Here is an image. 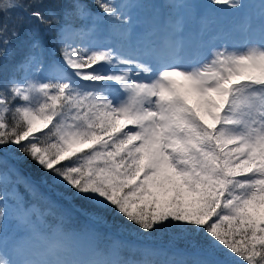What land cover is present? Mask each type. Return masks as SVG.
<instances>
[{"label":"snow or ice","instance_id":"6c2138e0","mask_svg":"<svg viewBox=\"0 0 264 264\" xmlns=\"http://www.w3.org/2000/svg\"><path fill=\"white\" fill-rule=\"evenodd\" d=\"M167 5L201 12L195 0ZM139 6L0 0V58L22 30L31 36L0 72V151L39 169L34 179L0 160V264H264V0L204 6L258 9L245 12L242 42L221 46L186 40L183 17L162 36L137 32ZM124 227L171 230L184 255L158 259L123 240Z\"/></svg>","mask_w":264,"mask_h":264},{"label":"rangeland","instance_id":"374dc122","mask_svg":"<svg viewBox=\"0 0 264 264\" xmlns=\"http://www.w3.org/2000/svg\"><path fill=\"white\" fill-rule=\"evenodd\" d=\"M246 5H256L258 6L261 3V0H243ZM195 3L201 6V12L197 16L195 20L190 19L188 13L185 10H173L170 9L167 5V0H140V6L136 7L131 12V18L133 24L136 26L137 32H141L143 29L146 28H154L159 31V34L162 36L164 34L163 30L166 26V22L168 20L175 21L176 19L183 17L186 27V40H190L193 44L201 42L213 41L216 43L217 46H221L225 43L232 44V43H241L243 39V34L241 32V25L244 21V15L247 11H255L258 9H245L244 12H234L231 9L226 8L225 6H219L218 8H206L204 6L208 5L210 2L208 0H195ZM159 9V10H158ZM154 16L156 18L154 19ZM201 18H206L209 23V32L204 37H200L199 35V20ZM227 34L231 37L229 40H225L222 37ZM220 37V38H218ZM46 43V42H45ZM20 48V46L18 47ZM14 54L11 53L10 57L7 58H0V72L7 73L14 64L22 60L23 58H16L13 56ZM44 131H47L45 129ZM41 134L42 133H38ZM19 153H11V152H4L0 151V160L7 162V167L16 166L20 169L21 173L25 176L31 175L34 179L37 177L39 173V169L37 166H33L32 172L30 168L27 167V161L23 164L18 163L14 157H18ZM30 165V163H29ZM5 165L0 163V171H3ZM10 179H15V177H11ZM17 194L21 199L27 200L30 203H37L40 204L38 200H33L32 195L29 192L25 191V187L20 184L16 186ZM40 192L45 196H51L52 199L57 200V196L50 193L46 188L40 186ZM62 203V201H59ZM11 199L9 200V206L11 207ZM43 207V205H40ZM67 207V206H66ZM71 210V209H69ZM72 227L79 229L83 225V219L77 217L74 221H70ZM13 231V226H8V233L11 234ZM100 231L103 233L107 231V229L101 227ZM122 238L123 240L137 244V245H148L154 249L161 250L164 255L157 257L158 259H167L170 257H174L176 259H180L184 253L179 249H184L185 245L182 241L178 239L180 242H174L175 244L181 245V248L173 249L169 244L166 243H153L152 239L147 237L138 236L137 234H128L122 231ZM168 237L172 240H177L175 238L174 233L170 230L168 231ZM87 243V242H86ZM107 243V241H106ZM182 243V244H181ZM88 244V243H87ZM89 245L86 251H88Z\"/></svg>","mask_w":264,"mask_h":264},{"label":"trees","instance_id":"16d2710c","mask_svg":"<svg viewBox=\"0 0 264 264\" xmlns=\"http://www.w3.org/2000/svg\"><path fill=\"white\" fill-rule=\"evenodd\" d=\"M50 2L52 3H55L56 0H50ZM65 3L68 2V0H64ZM87 2L89 4H91V0H87ZM57 11H60V9H56ZM93 11H96L95 8H93ZM16 15V14H14ZM44 39V41L46 42V44H48L50 41H49V38L47 36H43L42 37ZM31 42V36L27 30V28H25L24 30L21 31V34H20V37L18 39H13L12 40V54H14L13 56H16V58H20V57H24L27 53H28V50H29V44ZM20 46V48H18ZM58 55V53H57ZM28 163L27 164V167L30 168V171L32 172V168L33 166H35V164H32L30 161H27ZM30 163V165H29ZM122 231H123V234L124 232L128 233V234H137L136 231H134L131 227H124L122 228ZM138 236H142V237H147V238H150L152 239V242L153 243H166V244H169L171 246V248L173 249H176V248H181L180 246L181 245H178V244H175L174 242H180L177 240H172L170 237H168V232L167 233H164V232H161V233H157V234H154L152 236H145L143 234L141 235H138ZM182 244V243H181ZM179 250H182V249H179Z\"/></svg>","mask_w":264,"mask_h":264},{"label":"bare ground","instance_id":"6f19581e","mask_svg":"<svg viewBox=\"0 0 264 264\" xmlns=\"http://www.w3.org/2000/svg\"><path fill=\"white\" fill-rule=\"evenodd\" d=\"M78 247H80L86 251L88 248V244L86 242H79Z\"/></svg>","mask_w":264,"mask_h":264}]
</instances>
